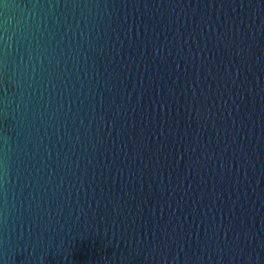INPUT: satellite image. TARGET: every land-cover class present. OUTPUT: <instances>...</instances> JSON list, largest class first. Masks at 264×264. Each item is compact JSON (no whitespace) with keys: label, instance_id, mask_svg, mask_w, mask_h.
Wrapping results in <instances>:
<instances>
[{"label":"water","instance_id":"95a60500","mask_svg":"<svg viewBox=\"0 0 264 264\" xmlns=\"http://www.w3.org/2000/svg\"><path fill=\"white\" fill-rule=\"evenodd\" d=\"M0 264H264V0H0Z\"/></svg>","mask_w":264,"mask_h":264}]
</instances>
